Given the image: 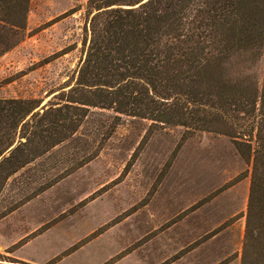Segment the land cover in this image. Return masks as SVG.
Listing matches in <instances>:
<instances>
[{
	"label": "rangeland",
	"instance_id": "1",
	"mask_svg": "<svg viewBox=\"0 0 264 264\" xmlns=\"http://www.w3.org/2000/svg\"><path fill=\"white\" fill-rule=\"evenodd\" d=\"M87 2L30 0L0 58V100L64 104ZM83 111L71 139L1 188L0 264H240L249 169L230 139Z\"/></svg>",
	"mask_w": 264,
	"mask_h": 264
},
{
	"label": "trees",
	"instance_id": "2",
	"mask_svg": "<svg viewBox=\"0 0 264 264\" xmlns=\"http://www.w3.org/2000/svg\"><path fill=\"white\" fill-rule=\"evenodd\" d=\"M29 4L0 0V58L21 42ZM86 16L63 105L0 100V192L71 139L85 108L223 135L249 169L240 264H264V0H88Z\"/></svg>",
	"mask_w": 264,
	"mask_h": 264
}]
</instances>
